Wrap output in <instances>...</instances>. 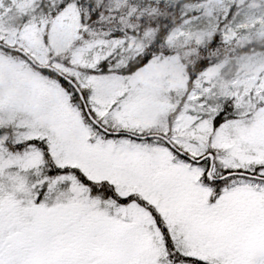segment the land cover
<instances>
[{
  "label": "snow or ice",
  "instance_id": "snow-or-ice-1",
  "mask_svg": "<svg viewBox=\"0 0 264 264\" xmlns=\"http://www.w3.org/2000/svg\"><path fill=\"white\" fill-rule=\"evenodd\" d=\"M0 264H264V0H0Z\"/></svg>",
  "mask_w": 264,
  "mask_h": 264
}]
</instances>
